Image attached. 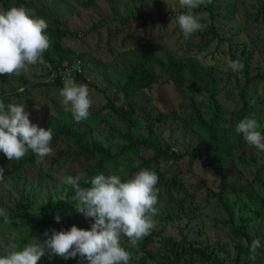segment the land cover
Segmentation results:
<instances>
[{"label":"rangeland","instance_id":"rangeland-1","mask_svg":"<svg viewBox=\"0 0 264 264\" xmlns=\"http://www.w3.org/2000/svg\"><path fill=\"white\" fill-rule=\"evenodd\" d=\"M146 1L150 5L139 12L143 6L139 0H22L33 10L38 8L44 16L49 25L48 36L56 32L64 35L59 42L60 50L85 62L86 85L92 105L90 115L84 121L95 122L93 137L115 151L121 145L118 135L127 132V125L135 138H146L148 125L152 124L160 147L171 148L180 154L198 155L206 150L204 138L184 119L197 111L210 122L219 106L224 126L233 129L238 141L233 115L236 108L243 105L249 110L247 117L256 119L258 130L264 134V17L257 16L264 0H216L214 27L222 41L214 40L212 34L203 41L202 34L209 30L212 22L208 13H204L202 21L206 27L185 39L176 22L182 11H186L179 5V0ZM18 2L0 0V11L17 7ZM88 2L93 5L86 6ZM206 5L194 12L203 13ZM50 42L51 47L43 55V64L30 66L18 77L0 75V100L6 105L24 104L30 113V121L41 128L47 115L57 114L53 100L61 103V88L50 90L45 84L50 80L51 61L57 58L55 42L52 39ZM243 49L248 53L252 51L253 59L250 64H243V70L234 71L229 67L234 61L231 51L237 50L240 59L239 50ZM140 63L154 73L157 82L127 100L121 89L129 72ZM173 63L176 67L182 63L185 68L176 72L171 68ZM246 68L249 76L260 74L262 78L241 95L248 78L244 72ZM20 88L24 91H18ZM198 94H203V98L198 99ZM108 98L121 111V116L105 109ZM238 144L246 151L247 165L245 173L233 164L226 168L231 177V191L225 201L233 209L238 229L247 230L254 240L261 241L255 259H250L251 254H244L242 263L264 264V152L249 146L243 137ZM76 151L67 143H58L50 156L25 168L20 176H10L7 162L1 166L5 168L7 178L0 184V208L9 218L14 212H28L41 224L35 228L31 221L12 220L9 225H3L0 228V255L9 234H15L16 243L22 249L28 243L43 240L46 231L53 228L58 231L54 225L46 223V218L60 215L63 225L90 229L94 220L75 210L74 196L68 198L70 187L62 184L66 176H80L81 179L86 176V171L81 168L83 161L75 156ZM59 155L62 157L60 164L54 161ZM150 156V153L143 154L145 158ZM162 170L167 179L177 176L185 189L180 192L171 188L170 181L156 185L159 194L154 220L163 236L177 242H182L184 237L193 243L196 241L210 249V256L218 255L226 263L233 264L237 242L231 238L226 226L217 223L228 217L221 204L214 200L218 182L211 171L201 163L190 167L187 160L163 163ZM171 198L174 203H170ZM172 210L178 212V216L167 222V212ZM159 244L160 240L151 247L159 248ZM121 245L134 251L137 249L126 241V237H122ZM141 257L139 253L136 255L138 260ZM40 264L68 263L61 258L45 256ZM76 264H81L79 258Z\"/></svg>","mask_w":264,"mask_h":264},{"label":"clouds","instance_id":"clouds-1","mask_svg":"<svg viewBox=\"0 0 264 264\" xmlns=\"http://www.w3.org/2000/svg\"><path fill=\"white\" fill-rule=\"evenodd\" d=\"M206 3H212V0H179V5L186 11L176 22L185 39L206 27L202 23L206 14L194 12ZM48 28L44 18L24 6L0 11V75L18 77L30 66L43 64V55L51 47ZM229 67L240 71L244 65L237 59L231 61ZM73 69L81 71L78 63ZM62 83L59 96L65 111H70L77 122L86 120L92 105L88 86L78 84L71 71L65 73ZM202 98L203 94H198V99ZM29 117L24 104L6 105L0 100V153L9 161L21 160L31 151L39 157V163L53 153L51 128L45 130L33 124ZM235 133L242 135L249 146L264 152V134L258 130L256 119H241L235 125ZM5 171L0 167V184L6 181ZM80 181V176H66L62 184L74 190L75 210L94 220L90 230L75 225L67 230L53 228L49 230L51 235L46 231L43 240L28 243L22 249L16 243L15 234H9L0 264H38L45 256L65 261L79 257L81 264H130L131 253L122 247L121 240L127 237L130 245L135 247L156 227L158 175L154 170L144 168L124 182L119 175L103 173L86 180L89 187H82ZM0 217L4 225L12 223L3 208H0ZM55 221L59 223L61 216L57 215ZM261 246L259 239L251 242L250 259H255L256 250Z\"/></svg>","mask_w":264,"mask_h":264},{"label":"trees","instance_id":"trees-1","mask_svg":"<svg viewBox=\"0 0 264 264\" xmlns=\"http://www.w3.org/2000/svg\"><path fill=\"white\" fill-rule=\"evenodd\" d=\"M142 3V7L139 12L144 10V7L150 5L146 0H139ZM216 0H212V3L207 4L202 10L203 13H208L211 18V25H209V30L202 34L203 41L212 34V38L215 40H221L220 34L215 29V19L217 8L214 5ZM20 3V4H19ZM17 8L24 6L28 9H32L31 6H26L22 0L16 4ZM93 5L92 2H88L86 6ZM37 8V7H36ZM231 9V8H230ZM234 9V8H233ZM37 16L43 18L44 16L39 12L38 8L34 9ZM182 11V13H184ZM258 17H264V6L258 11ZM172 15V14H171ZM142 17V13H139ZM45 19V18H44ZM167 15L162 18L165 22ZM60 32L52 33L49 35L50 40H54V49L57 55L56 59L51 61V66L49 67L48 77L52 75L53 72L63 67L65 64H69L75 60L60 50V40L63 38ZM110 44V43H109ZM62 48V47H61ZM241 53V58H238L237 50L232 52V59L235 61L239 59L243 64H250L253 59V53H248L247 50H239ZM81 59L84 72L77 74L74 79L88 84L85 62ZM171 68L176 72L181 71L185 68V65L179 64L176 67L175 63L171 65ZM169 70L168 72H170ZM244 72L247 74V79L245 81L244 89L241 95H245L248 91L249 86L252 85L257 80H261L262 75H252L249 76L248 69L246 68ZM62 79H54L47 81L46 86L50 90L57 88H62ZM157 78L152 71L145 67L143 63L137 64L128 74L127 79L124 83L121 93L124 95L125 99H129L134 93L144 91L151 88L156 84ZM40 84V85H45ZM58 90V89H57ZM243 96V100H245ZM53 104L57 109V114H49L46 116L44 121V128L48 130L51 128L53 134V140L51 142L52 147H55L58 143H67L72 148L76 149L75 156L81 159V168L86 171V176L81 179L80 184L82 187H89L90 184H85L86 180H89L96 174L103 173L105 175L116 174L121 176L122 182L127 179L132 178L140 170L147 168L149 170H154L159 177L158 185H162L166 181H170V187L183 192L184 185L177 176L172 179L166 178V172L162 170L163 163H178L182 160H187L189 166L192 167L195 163H201L206 166L207 169L211 171L212 176L218 182L217 192H214V200L216 199L227 215V220H217V223H221L227 227L229 235L236 241L235 245V259L233 264H254L252 262L242 263V257L244 254L250 255L251 242L254 237L244 229H238L235 225L236 219L233 209L227 204L225 198L227 194L231 191L230 175L226 168L230 165H235L239 171L245 173L244 168L247 165V160L244 159L245 150L239 148L238 142L242 139V136L235 139L233 129H229L224 126L223 113L219 106L215 111V117L213 120L206 121L204 117L197 111H194L192 116L186 120L185 123L192 127L195 131L201 133L205 141L206 150L198 155L178 153L171 148L163 149L159 146L158 137L154 131L153 125H148V137L146 138H135L133 133L130 131V125H127L129 129L126 133L118 135L120 146L114 151L112 147L104 145L99 139L93 137L92 129L95 126L93 120L80 121L77 122L73 119L71 112L65 111L64 106L58 100H53ZM105 109H109L112 113L121 116V111L117 110L114 106L112 99L108 98L107 106ZM246 106L236 108L234 111V122L237 124L241 119L247 117ZM101 119V118H100ZM100 122H103L101 119ZM80 124V125H79ZM144 153H150L149 158L143 157ZM61 155L56 156L55 163L60 164L62 162ZM39 160V157L35 153L29 151L21 160L9 161L3 153H0V167L7 162L9 164L10 176H20L25 168L35 165ZM68 198L75 196L74 190L69 186ZM174 199H170V203H174ZM194 202V201H193ZM182 206V204H180ZM204 208V204L203 207ZM178 212L175 210L167 212V222L172 219L177 218ZM10 220H21V221H31L35 228L40 226V222L37 221L35 216H32L28 212H14V216L10 217ZM46 223L54 225L58 231L61 229H70L71 225H63L60 222L57 223L55 218H46ZM3 218L0 217V228L3 226ZM159 224L156 222V227L150 232V234L144 237L136 245V251L133 249H128L123 246L127 251L131 253L130 264H228L223 259L218 257V255H212V252L208 247L200 246L199 243H193L189 241L186 237L183 238L182 242H177L172 237H164L163 232L158 229ZM90 230V229H89ZM34 235V233H33ZM160 240L159 248H152V244L158 243ZM126 241H128L126 237ZM225 250V249H224ZM258 250V249H257ZM256 250V251H257ZM141 254L142 257L138 260L136 255ZM46 258H48L46 256ZM59 258V257H54ZM52 258V259H54ZM79 257L67 260L68 264H76ZM42 259V258H41ZM49 259V258H48ZM41 261V260H40ZM40 261L38 264H40Z\"/></svg>","mask_w":264,"mask_h":264},{"label":"built area","instance_id":"built-area-1","mask_svg":"<svg viewBox=\"0 0 264 264\" xmlns=\"http://www.w3.org/2000/svg\"><path fill=\"white\" fill-rule=\"evenodd\" d=\"M77 63H78V65H79V68L81 69V71H79V72H77V71H75V70L73 69V66H74L75 64H77ZM69 71L72 72V76H73V77H76L77 74H81V73H83V72H84V68H83V66H82V61H81V59L76 58L75 60H73V62H71V63H69V64H65V65H63V67H60L58 70H56L55 72L52 73L50 79H51V80H54V79H62V80H63V79H64V75H65V73H67V72H69Z\"/></svg>","mask_w":264,"mask_h":264}]
</instances>
